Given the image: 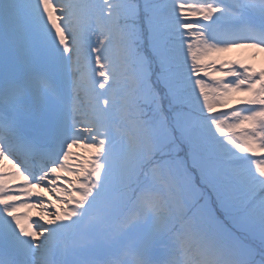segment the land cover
Instances as JSON below:
<instances>
[{
	"label": "snow or ice",
	"instance_id": "6c2138e0",
	"mask_svg": "<svg viewBox=\"0 0 264 264\" xmlns=\"http://www.w3.org/2000/svg\"><path fill=\"white\" fill-rule=\"evenodd\" d=\"M233 48L264 52V0H0V264H264Z\"/></svg>",
	"mask_w": 264,
	"mask_h": 264
},
{
	"label": "rangeland",
	"instance_id": "374dc122",
	"mask_svg": "<svg viewBox=\"0 0 264 264\" xmlns=\"http://www.w3.org/2000/svg\"><path fill=\"white\" fill-rule=\"evenodd\" d=\"M222 53L217 54L216 57L219 60L222 59ZM232 57H234V60H231ZM223 61L226 62H232L234 65H236L237 67L239 66V63H243L246 65H251L252 67H254L255 69H260L264 66V52H254L253 50H241L238 49L237 52H230V54L228 55V57L226 59H223ZM217 67H219V65H217ZM217 79H219L220 77H216ZM233 105L236 104V100L234 99L232 101ZM235 103V104H234ZM74 152H77L78 154L81 155H86V153H84L82 150H78V149H73ZM4 167L6 169H10V166L7 165V163L5 162ZM22 183L21 181H17V184ZM34 191H39V190H34ZM44 195H47L46 193ZM50 211H54L55 209H49ZM20 214L24 215L26 217H28L31 220H38L39 219V214L37 212V210L35 209H27V208H22L20 210ZM47 218V217H46Z\"/></svg>",
	"mask_w": 264,
	"mask_h": 264
},
{
	"label": "bare ground",
	"instance_id": "6f19581e",
	"mask_svg": "<svg viewBox=\"0 0 264 264\" xmlns=\"http://www.w3.org/2000/svg\"><path fill=\"white\" fill-rule=\"evenodd\" d=\"M242 50V49H241ZM243 50H248V49H243ZM238 51V49L237 48H233V49H230L229 51H227V52H224V53H222L221 55H222V59H221V61H223V59H226L227 57H228V55L230 54V52L232 53V52H237ZM218 56H219V54H218ZM235 58L234 57H232V59L231 60H234ZM264 67V66H263ZM259 70V69H258ZM235 104V103H234Z\"/></svg>",
	"mask_w": 264,
	"mask_h": 264
}]
</instances>
